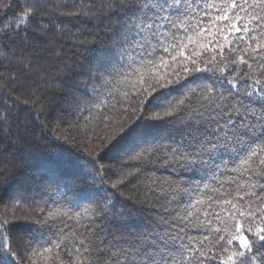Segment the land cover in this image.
Listing matches in <instances>:
<instances>
[{"label": "snow or ice", "instance_id": "snow-or-ice-1", "mask_svg": "<svg viewBox=\"0 0 264 264\" xmlns=\"http://www.w3.org/2000/svg\"><path fill=\"white\" fill-rule=\"evenodd\" d=\"M45 59L59 105L23 83ZM9 137L38 158L0 264H264V0H0Z\"/></svg>", "mask_w": 264, "mask_h": 264}, {"label": "trees", "instance_id": "trees-1", "mask_svg": "<svg viewBox=\"0 0 264 264\" xmlns=\"http://www.w3.org/2000/svg\"><path fill=\"white\" fill-rule=\"evenodd\" d=\"M102 46L98 40L95 45L96 48ZM87 47V46H86ZM67 55L73 59H77V56L73 55L72 51L66 49ZM88 53L86 48L79 50L78 58L82 62ZM40 70L31 74V79L24 81V85L29 88H35L41 92L47 91L52 95L49 97L52 99L54 105L61 103V95L69 90L75 84V78L70 73H60L55 70V67L49 63L47 59L40 60L38 62ZM52 68L49 72L48 69ZM36 136H39V131H36ZM57 142L39 141L42 151H51L53 146ZM29 145H18L13 142V138L9 137L6 140H0V168L8 167L9 172L6 177H0V197L7 200V196L12 193L24 180L27 175L29 167L33 161L38 158V154L33 151L31 154L28 152ZM112 157H116L115 151L109 154ZM135 195L134 192H126V195ZM30 222L27 220L16 221L18 234H24L29 227Z\"/></svg>", "mask_w": 264, "mask_h": 264}]
</instances>
